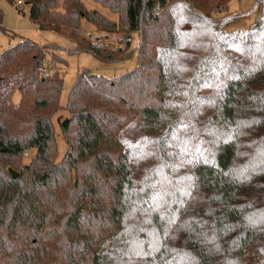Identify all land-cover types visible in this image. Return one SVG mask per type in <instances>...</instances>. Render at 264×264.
<instances>
[{"label": "trees", "instance_id": "trees-1", "mask_svg": "<svg viewBox=\"0 0 264 264\" xmlns=\"http://www.w3.org/2000/svg\"><path fill=\"white\" fill-rule=\"evenodd\" d=\"M27 1L40 31L105 63L132 58L137 33L138 64L113 79L82 71L62 107L52 45L0 53V264H264V0L250 29L230 32L213 14L231 0H94L117 24L78 0ZM83 19L123 34L126 50L80 41ZM3 20L0 9L6 33ZM17 90L32 105L16 106Z\"/></svg>", "mask_w": 264, "mask_h": 264}, {"label": "rangeland", "instance_id": "rangeland-1", "mask_svg": "<svg viewBox=\"0 0 264 264\" xmlns=\"http://www.w3.org/2000/svg\"><path fill=\"white\" fill-rule=\"evenodd\" d=\"M18 1H23L22 10L18 5ZM66 0H57L59 3V10H63V4ZM80 1L87 10L98 11L109 20L119 23V15L113 13L108 8L103 7L94 0H78ZM258 0H231L228 8L225 6L219 14H213V17L218 19V27L223 32L237 31V30H248L254 25L261 14V9L256 7ZM207 0L206 3H208ZM211 2V0H210ZM0 9L4 15L3 27L7 30L6 33L0 32V53L10 49L19 41L29 40L40 46L52 45L47 51V63L45 71L52 73L58 71L64 79V90L61 98V106L66 107L69 94L73 85L76 82L78 74L84 70H90L93 74L103 76L107 79H113L119 77L129 71L134 70L137 67V48L139 46V35L134 33L131 39V46L126 50L124 35L121 33H105L99 31L97 27L83 19L81 22V28L79 30L80 41L84 43L94 44L96 47H104L115 53L119 50H126L124 55L129 54L134 50V56L124 61H118L113 63H105L97 59L90 53L75 54L72 53L76 48L77 44L71 40L68 35H62L52 30L40 31L37 24L30 17L31 6L27 0H16L11 3L7 0H2L0 3ZM229 16V24L225 25L223 19ZM234 16L232 20L230 17ZM133 49V50H132ZM117 53L116 57H119ZM57 56L59 59L56 60ZM217 80H209L203 85L201 92L203 96L210 95L212 97L217 93V87H215ZM13 103L18 106L22 103H28L32 105L33 101L29 96L25 95L23 91H15L12 99ZM201 108L204 111L208 109L207 103H201ZM71 115L67 111H61L54 119L53 123L56 130L58 158L60 162L66 152L67 144L65 138L62 135L60 124ZM174 148L177 150L178 159L180 161L181 172L187 173L191 170L192 162L191 158L184 153V148L180 143L175 142ZM35 155V151L29 152L28 155L23 157L24 164L31 162L32 157ZM14 170V169H13ZM16 171V170H15Z\"/></svg>", "mask_w": 264, "mask_h": 264}, {"label": "water", "instance_id": "water-1", "mask_svg": "<svg viewBox=\"0 0 264 264\" xmlns=\"http://www.w3.org/2000/svg\"><path fill=\"white\" fill-rule=\"evenodd\" d=\"M10 174L12 175L13 179H17L19 177V173L13 169H10Z\"/></svg>", "mask_w": 264, "mask_h": 264}, {"label": "built area", "instance_id": "built-area-1", "mask_svg": "<svg viewBox=\"0 0 264 264\" xmlns=\"http://www.w3.org/2000/svg\"><path fill=\"white\" fill-rule=\"evenodd\" d=\"M18 5L20 6V8H21V10H22L23 1H18Z\"/></svg>", "mask_w": 264, "mask_h": 264}]
</instances>
